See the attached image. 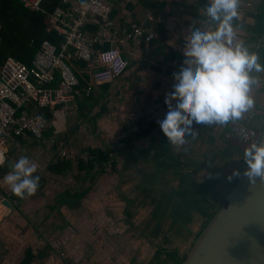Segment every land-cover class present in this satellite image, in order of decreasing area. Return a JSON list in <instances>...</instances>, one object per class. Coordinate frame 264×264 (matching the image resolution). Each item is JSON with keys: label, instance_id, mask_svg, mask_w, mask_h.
Instances as JSON below:
<instances>
[{"label": "crops", "instance_id": "crops-1", "mask_svg": "<svg viewBox=\"0 0 264 264\" xmlns=\"http://www.w3.org/2000/svg\"><path fill=\"white\" fill-rule=\"evenodd\" d=\"M110 2L120 24L131 27L147 22L156 37L151 44L132 42L122 48L129 65L119 77H110L103 66L77 62L84 95L75 104L51 111L55 119L48 122L45 138L28 136L17 144L0 146V264H149L156 251L171 258L173 249L158 244L153 250L156 242L152 237L138 233L142 209L135 208L137 202L119 199L113 192L117 174L124 169L122 163L164 160L166 170L184 166L181 187L206 194L210 183L217 181V190L209 191L212 204L208 210L219 203L223 188L228 190L235 181L233 169L242 166L240 128L264 125V72H259L253 73L256 83L249 93L253 105L239 119L223 124L194 123L195 135L177 146L157 116L166 105L163 93L176 75L173 68L186 54L183 35L187 26L206 19L204 0ZM263 4L264 0H239L238 16L233 20L237 37L258 53L261 64L258 38ZM158 7L163 9L157 14ZM211 23L214 27L215 22ZM2 66L0 75L6 77ZM89 86L93 87L91 93L86 90ZM173 96L169 94V101ZM139 133L144 136L138 138ZM91 149L113 152L111 163L89 171L82 154ZM21 156L36 164L39 187L32 195L12 200L13 192L3 178ZM226 159L231 166L220 164ZM4 198L12 202L13 209L1 203ZM175 220L174 216L172 228ZM169 240L164 236L163 241Z\"/></svg>", "mask_w": 264, "mask_h": 264}, {"label": "built area", "instance_id": "built-area-1", "mask_svg": "<svg viewBox=\"0 0 264 264\" xmlns=\"http://www.w3.org/2000/svg\"><path fill=\"white\" fill-rule=\"evenodd\" d=\"M20 1L25 8L44 13L49 30H56L63 41L41 42L32 68L13 57L4 61L6 77L0 75L1 147L28 136L44 139L49 123L37 110L52 111L60 105L75 104L84 95L77 62L103 66L110 77H119L129 65L122 48L132 42L151 44L156 37L147 22L132 23L131 27L120 24L110 0H61L52 12L45 9V0ZM96 22L98 30L92 32L90 26ZM86 90L91 93L93 87ZM261 129L253 125L240 128L242 149L260 138ZM62 154L66 156L67 152ZM82 158L86 164L97 160L90 151H85Z\"/></svg>", "mask_w": 264, "mask_h": 264}, {"label": "clouds", "instance_id": "clouds-1", "mask_svg": "<svg viewBox=\"0 0 264 264\" xmlns=\"http://www.w3.org/2000/svg\"><path fill=\"white\" fill-rule=\"evenodd\" d=\"M238 6L239 0H204L205 21L188 25L183 35L186 54L173 68L176 75L163 93L166 105L157 116L177 146L195 135L194 123L235 121L253 105L249 94L256 83L253 73L264 72V65L258 53L237 37L233 20ZM170 93L174 94L171 101ZM242 160L250 183H255L256 177L264 182V135L244 147ZM36 170L34 162L21 156L3 179L15 195H32L39 187ZM239 175L240 171L233 169L232 176Z\"/></svg>", "mask_w": 264, "mask_h": 264}, {"label": "rangeland", "instance_id": "rangeland-1", "mask_svg": "<svg viewBox=\"0 0 264 264\" xmlns=\"http://www.w3.org/2000/svg\"><path fill=\"white\" fill-rule=\"evenodd\" d=\"M123 161L125 162V160H120V163ZM163 162L164 160H128L125 165L122 163L124 169L122 173L119 172L117 174V179L112 186L113 192L116 193L119 199L128 197L130 200L136 201L135 208L142 209L138 213V224L141 225L138 228V233L152 237V240L156 242L153 250H157L158 244L162 245V248L166 250L176 248L186 250L189 246L186 245L190 242L192 243L197 236V226L202 223L204 211L207 206L209 207L212 204L209 201L211 197L209 191L212 188L217 190L215 185L217 181L213 180V184L210 183L207 194L203 192L204 190L202 193L196 189H183L180 185V178L181 169L184 166L176 167L175 170H166V164ZM243 163V160H241V164ZM220 164L231 166V160H222ZM235 164H238V162H235ZM238 170L240 171L241 168L238 167ZM122 175H125V180L122 179ZM121 181L125 184L122 185ZM234 182H231V185ZM226 192L227 190L223 188V196ZM212 195L215 196V194ZM223 196L221 198L219 196L220 201ZM220 201L214 207L219 208ZM174 216L176 220L172 228ZM166 226L170 228L167 230ZM164 236H168L170 240L168 242L163 241ZM149 264H173V261L171 258L156 251L155 259Z\"/></svg>", "mask_w": 264, "mask_h": 264}, {"label": "water", "instance_id": "water-1", "mask_svg": "<svg viewBox=\"0 0 264 264\" xmlns=\"http://www.w3.org/2000/svg\"><path fill=\"white\" fill-rule=\"evenodd\" d=\"M258 39L264 59V25ZM246 167L243 163L218 210L180 254L179 264H264V182L256 177L251 184L244 175ZM1 203L14 208L7 198Z\"/></svg>", "mask_w": 264, "mask_h": 264}, {"label": "trees", "instance_id": "trees-1", "mask_svg": "<svg viewBox=\"0 0 264 264\" xmlns=\"http://www.w3.org/2000/svg\"><path fill=\"white\" fill-rule=\"evenodd\" d=\"M60 2L61 0H45L44 7L47 11L52 12ZM152 5V9L155 10L157 5L156 2ZM163 7H158L156 13L158 14ZM90 30L96 32L98 30V22L93 26H90ZM46 39H50L55 43H61L63 41L62 36H60L56 30H49V19L44 13L31 11L25 8L20 0H0V64L4 63L8 57H13L32 68L34 55L39 49L41 42ZM259 51L261 53V62L264 65L261 49H259ZM42 115L48 122L55 119V116L50 110L42 113ZM139 135L138 138L143 137L144 133H139ZM131 139L133 140L134 138L131 137L130 140ZM90 152L97 156L98 163L91 162L86 165L84 160H82L89 171H92V169L99 165L102 168L104 165H108L113 156V152L111 151H98L91 149ZM15 198L17 199L19 196L12 193L11 199L13 200ZM217 209L218 207L213 206L211 209H206L207 213L203 216L202 223L197 222L199 223L197 228L198 231L196 232L197 235L208 224L210 218L214 215ZM180 252L181 250L178 248L173 249L170 252L173 264H179L182 261L180 258Z\"/></svg>", "mask_w": 264, "mask_h": 264}, {"label": "flooded vegetation", "instance_id": "flooded-vegetation-1", "mask_svg": "<svg viewBox=\"0 0 264 264\" xmlns=\"http://www.w3.org/2000/svg\"><path fill=\"white\" fill-rule=\"evenodd\" d=\"M183 252H180V254H182ZM181 258V257H180Z\"/></svg>", "mask_w": 264, "mask_h": 264}]
</instances>
